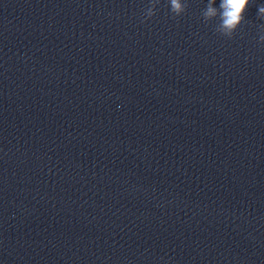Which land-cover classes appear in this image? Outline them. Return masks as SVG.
<instances>
[{
	"label": "clouds",
	"instance_id": "clouds-1",
	"mask_svg": "<svg viewBox=\"0 0 264 264\" xmlns=\"http://www.w3.org/2000/svg\"><path fill=\"white\" fill-rule=\"evenodd\" d=\"M159 0H152V6L146 10V17L151 18L155 15V5ZM251 0H221L219 7H215L216 0H208V3L202 12L204 21H210L219 17V24L216 31L232 38L238 27L245 21L244 13ZM170 11L174 16H180L187 10V3L183 0H169ZM258 19L264 20V5L258 7ZM260 35L259 42L264 44V24L259 25Z\"/></svg>",
	"mask_w": 264,
	"mask_h": 264
}]
</instances>
